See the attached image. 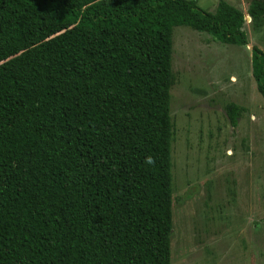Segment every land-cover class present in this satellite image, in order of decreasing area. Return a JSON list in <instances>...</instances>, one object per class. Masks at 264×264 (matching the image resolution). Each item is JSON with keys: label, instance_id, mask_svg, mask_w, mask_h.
Instances as JSON below:
<instances>
[{"label": "trees", "instance_id": "trees-1", "mask_svg": "<svg viewBox=\"0 0 264 264\" xmlns=\"http://www.w3.org/2000/svg\"><path fill=\"white\" fill-rule=\"evenodd\" d=\"M243 23L226 0H0V264H171L172 30L245 46ZM251 74L264 101L255 46Z\"/></svg>", "mask_w": 264, "mask_h": 264}, {"label": "rangeland", "instance_id": "rangeland-1", "mask_svg": "<svg viewBox=\"0 0 264 264\" xmlns=\"http://www.w3.org/2000/svg\"><path fill=\"white\" fill-rule=\"evenodd\" d=\"M196 1L214 13L219 0ZM226 1L244 15L247 45L172 30L171 264H264V101L251 74L264 18L251 20L250 0Z\"/></svg>", "mask_w": 264, "mask_h": 264}]
</instances>
